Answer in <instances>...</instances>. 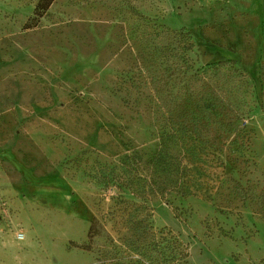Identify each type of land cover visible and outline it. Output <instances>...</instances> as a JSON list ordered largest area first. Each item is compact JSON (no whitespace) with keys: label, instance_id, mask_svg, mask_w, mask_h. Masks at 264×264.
Wrapping results in <instances>:
<instances>
[{"label":"rangeland","instance_id":"rangeland-1","mask_svg":"<svg viewBox=\"0 0 264 264\" xmlns=\"http://www.w3.org/2000/svg\"><path fill=\"white\" fill-rule=\"evenodd\" d=\"M39 1L0 0V264H145L144 203L188 264H264V0Z\"/></svg>","mask_w":264,"mask_h":264},{"label":"trees","instance_id":"trees-1","mask_svg":"<svg viewBox=\"0 0 264 264\" xmlns=\"http://www.w3.org/2000/svg\"><path fill=\"white\" fill-rule=\"evenodd\" d=\"M55 0H40L36 12L38 18H42L45 13L50 9V7L53 5ZM38 24L33 25L31 27H26V29H31L37 27ZM228 62H220V64H227ZM171 130L172 132L168 135H165L163 138V144H176V145H189L191 141L195 140L200 137H187L189 135L190 127H188V130L184 129V125L177 123L176 120L171 121ZM199 133V131L193 130L192 133L196 135V133ZM201 144H206L205 140L200 139ZM194 144L191 145V147ZM189 154L193 157H199L203 154H206V151H199L198 153H195V149L188 150ZM161 154H157V160L159 158V161H161L163 166V172L167 173H173L177 174V176L180 179V183L178 187L176 188V191L178 194H181L182 196L186 197L189 195H192V187L189 183L190 179V172L188 167L183 165L181 163V159L178 160V166L175 169H168L169 162L164 157V159L161 158ZM132 158L127 157L125 159L126 161H131ZM137 178H132L130 181L131 187L137 186V181H135ZM142 179L141 177L139 178ZM147 185V189L150 190V183L148 179H142ZM165 190V189H163ZM141 194V193H140ZM147 190H144L141 195H136V193H133V195L137 198L147 196ZM146 202V201H144ZM126 203L130 206H133V209L135 208V211L139 207H137L134 203L130 204L126 201ZM145 210V214H141V212L138 215H135L130 222L131 227L133 230H135V239L133 242H131L132 246H136V244L139 242L140 244L136 247L137 250H139L143 254V258L146 260L145 264H188L187 260L189 259V252L185 244L180 240L178 236H176L171 230L164 228L162 230L156 231L154 229V224L151 219V215L149 214V206L144 203L141 206ZM139 231V232H138Z\"/></svg>","mask_w":264,"mask_h":264},{"label":"built area","instance_id":"built-area-1","mask_svg":"<svg viewBox=\"0 0 264 264\" xmlns=\"http://www.w3.org/2000/svg\"><path fill=\"white\" fill-rule=\"evenodd\" d=\"M23 237H24L23 235H20V236H19L20 239H23Z\"/></svg>","mask_w":264,"mask_h":264}]
</instances>
